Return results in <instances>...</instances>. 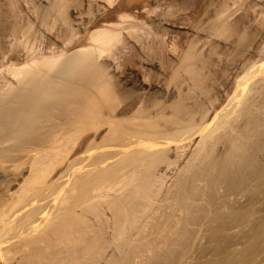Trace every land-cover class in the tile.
Here are the masks:
<instances>
[{
  "label": "bare ground",
  "instance_id": "obj_1",
  "mask_svg": "<svg viewBox=\"0 0 264 264\" xmlns=\"http://www.w3.org/2000/svg\"><path fill=\"white\" fill-rule=\"evenodd\" d=\"M260 4L0 0V264L143 263L162 218L198 241L241 212L243 156L230 194L264 220Z\"/></svg>",
  "mask_w": 264,
  "mask_h": 264
},
{
  "label": "rangeland",
  "instance_id": "obj_2",
  "mask_svg": "<svg viewBox=\"0 0 264 264\" xmlns=\"http://www.w3.org/2000/svg\"><path fill=\"white\" fill-rule=\"evenodd\" d=\"M254 1H256V0H254ZM257 3H261L260 4L261 6L263 4V7H264V0H261V1L257 0ZM257 6L259 7V4ZM261 6H260V8H261ZM256 7L254 9H252V10L255 11V9H257ZM260 8L257 9L258 11L260 10L259 13L262 11V8L261 9ZM259 13H257V14H259ZM257 14L254 13L256 18H254L255 16L253 17L251 15V17H253V21H254V19H258V18L261 17V16L257 17ZM259 15H261V13ZM263 15H262L261 19H258V21L255 20V23L257 22L256 24H259V25L262 24L261 22L264 20V19H262V18H264ZM53 30L55 31L56 28L53 29ZM260 63H261V61H260ZM22 93L23 94L19 98L20 102H24L25 97L30 98V97L34 96L35 92L32 91V92H30L27 95L28 92L26 90V91H24ZM24 93H25V95H24ZM54 101L55 100H49L51 106L56 104V103H54ZM0 105H1L0 108H2V109H0V112L1 111L3 112V113H0V115H1L0 118H1V122H2V124L0 125V127H1L0 131L1 132H3V131L6 132L11 127V116H12V114H10V110H8L9 108L7 106H5L6 104L3 103V102L1 103V100H0ZM3 107H4L5 111L3 110ZM13 111H15V108H13ZM2 125H4L5 127H3ZM200 138L201 137L197 138L198 142L201 140ZM197 140H196V142H197ZM19 142H21V141H19ZM198 142L195 143V144H193L194 142H192L191 143V145H193L192 148H191V145H190V149L188 150L189 152L188 151L186 152L187 155L184 154L182 160H184L185 163L183 161H181V162H183L185 165L188 164L189 159L192 156V152L191 151H193L195 149L196 144H198ZM220 144L221 143H219L218 146H220L221 156H222L223 153H226L229 150L228 148H230V147L226 146V144L224 146H223V144H221V145ZM260 145L263 146L264 144L262 143ZM193 147H194V149H193ZM215 155H217V154H215ZM246 157L247 156H243L239 163L236 162L235 165L232 166V170H234L235 172L237 171L236 178H233L235 172L232 173V170H230V171L226 170V174H228V177H230L231 179H230V181H228V180L226 181L227 185L225 187H226V190H227V195H225V198H224V199H226L227 203L233 201L234 199H237V201H238V203L240 205H241L240 202H242L241 206L243 208L242 207L240 208L241 209L240 213L238 211L236 212V214H237L236 218H235V216L231 215L230 217H226L224 219H220L219 220L220 222H218V223H220L219 225L221 227L220 226L217 227L216 230L214 229V227H212L213 229H210L211 232H208V234L206 236H202L203 233L200 234V236H199L200 237L199 238L200 241L204 237L203 239L205 240V242L203 240V246L205 248L203 246H201L202 242H200L198 238H197L198 241L194 240L196 243H198V245L195 243L196 244V246H195V244L193 243L194 242L193 239H195V238H193L192 235H189L190 232H191V229L193 230V227L195 226V224H194L195 221L191 220V221H193L191 225L188 223L187 220H184V222H183V218L184 217H182V215H183L182 214V215H180V217H182V221L174 229L172 223L168 222V220H166L165 218H162V220L159 219L160 221H158V222H160L159 223L160 226L163 228L164 231H166V233L164 231H163L164 233H162L160 235L155 233L156 236L153 234V235L149 236L147 238V240H146V242H148V239H149V241L151 243H152V241L156 242V240H157L156 243L150 244V246L152 245L151 248L155 247L154 248L155 250H153V251H152V249L149 250L150 246L147 248L148 250L146 252H148V253H146L144 255L143 258H145V259L143 260V263H140L138 261L135 262V260H134L135 259L134 258L135 255H134V253H132V255H130V257H129L130 264H188L187 260H188V262L190 261L191 264H195L196 262H197L196 264H264V220L261 219V221H258V220H260V216H261L260 214H262V212L260 214L258 212L259 215L257 214V216H258L257 218L255 216V220L252 219V218H247L250 215V213L253 211V209L249 206V203L247 201L248 200V196L250 197L253 194V189H251L252 191L247 190L245 192V195L243 193H241V195L239 194L238 196H235V195L232 196V194H230L234 190V185H236V186H238V185L244 186V185H246L248 183L247 178L245 176V173L242 172V170L244 169L243 168V164L245 163V160H247ZM225 161H226V159H225ZM224 163H226V162H224ZM184 164H181V167ZM181 167H180V169H182ZM233 179H235V180L232 183ZM171 183H172V179L167 183L168 186H166V188L167 187L169 188V184H171ZM208 191H210V192L213 191L214 192V190H210V189ZM227 198H229V199H227ZM223 209H224V212L227 211V213H229L227 209L226 210H225V208H223ZM175 213L178 214V212H175ZM158 216H160V213L157 214V217ZM183 216H186V215H183ZM234 218H235V221H234ZM249 219L253 220V221H249ZM165 220L167 221V223H166ZM237 221H239V222H237ZM226 222H227V224H226ZM230 222H232V224ZM234 222H236V224H234ZM180 224L183 225V226H181ZM186 224H188V225H186ZM193 224H194V226H193ZM226 225H231V227H229V230L227 228L225 229V227H228ZM232 225H234V227H232ZM222 226H223V228H222ZM220 228H222V229H220ZM186 229L188 231H185ZM170 231H172V234L170 233ZM173 231H176L178 235H176L175 234L176 232H173ZM212 232H215L216 234L217 233L220 234V232H221L223 235L222 234L215 235L214 233L212 234ZM209 233H210L211 236L209 235ZM214 235L216 236L217 239L214 238L215 237ZM226 235H227L228 238L226 237ZM166 236H168V237L165 239L164 237H166ZM189 237H191V238H189ZM163 239L164 240L168 239V240L164 242ZM206 239H207V241L210 240V242L209 241L207 242ZM159 241H160V243H161V241L163 243L160 244ZM209 243H211V244H209ZM164 244H165V246H163ZM160 245L162 246V248H161ZM198 246L201 247L199 249V251H198L199 253H197V251H195V249L198 250V248H199ZM206 246H208V247L206 248ZM193 247H194V251L195 252H193V249H192V252H190L191 248H193ZM206 250L208 252H206ZM200 251H201V253H200ZM205 252H206V256L204 254ZM187 253H188V255H187ZM192 253H195V254L197 253L198 258L195 257V254H194V257H193ZM190 254H192V256ZM189 258L191 260L193 259L195 261V263L193 261L189 260Z\"/></svg>",
  "mask_w": 264,
  "mask_h": 264
}]
</instances>
